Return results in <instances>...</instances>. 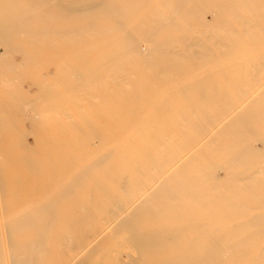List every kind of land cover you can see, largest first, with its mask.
<instances>
[{"label": "bare ground", "instance_id": "6f19581e", "mask_svg": "<svg viewBox=\"0 0 264 264\" xmlns=\"http://www.w3.org/2000/svg\"><path fill=\"white\" fill-rule=\"evenodd\" d=\"M0 264H264V0H0Z\"/></svg>", "mask_w": 264, "mask_h": 264}]
</instances>
